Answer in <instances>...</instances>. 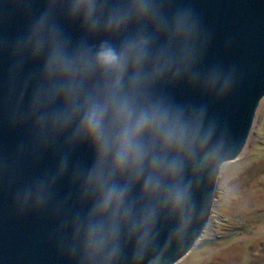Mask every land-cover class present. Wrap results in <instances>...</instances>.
<instances>
[{"label":"clouds","instance_id":"clouds-1","mask_svg":"<svg viewBox=\"0 0 264 264\" xmlns=\"http://www.w3.org/2000/svg\"><path fill=\"white\" fill-rule=\"evenodd\" d=\"M210 42L190 0H0V193L49 221L60 264H169L233 148L174 96L232 91Z\"/></svg>","mask_w":264,"mask_h":264},{"label":"water","instance_id":"water-1","mask_svg":"<svg viewBox=\"0 0 264 264\" xmlns=\"http://www.w3.org/2000/svg\"><path fill=\"white\" fill-rule=\"evenodd\" d=\"M203 26L211 33L205 62L217 61L235 66L237 82L232 91L219 100H209L190 93L182 86L174 90L178 101H198L207 104L208 115L226 133L233 148L221 161L235 158L249 134L256 107L264 95V0H190ZM18 27L9 26L8 32ZM227 41V46L225 42ZM14 137H0V151L11 147ZM77 157L87 160L81 150ZM50 161L45 158L41 167ZM206 181L201 188L202 211L188 228L182 242L169 248V264L187 253L199 237L210 213L216 180ZM31 171V169L26 170ZM58 191L62 194L61 186ZM9 196L0 193V264H60L47 239L51 225L41 214L15 215Z\"/></svg>","mask_w":264,"mask_h":264},{"label":"rangeland","instance_id":"rangeland-1","mask_svg":"<svg viewBox=\"0 0 264 264\" xmlns=\"http://www.w3.org/2000/svg\"><path fill=\"white\" fill-rule=\"evenodd\" d=\"M173 264H264V95L243 148L220 166L204 228Z\"/></svg>","mask_w":264,"mask_h":264}]
</instances>
